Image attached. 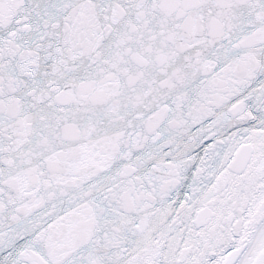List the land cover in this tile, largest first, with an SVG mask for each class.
Here are the masks:
<instances>
[{"label":"snow or ice","instance_id":"1","mask_svg":"<svg viewBox=\"0 0 264 264\" xmlns=\"http://www.w3.org/2000/svg\"><path fill=\"white\" fill-rule=\"evenodd\" d=\"M0 264H264V0H0Z\"/></svg>","mask_w":264,"mask_h":264}]
</instances>
